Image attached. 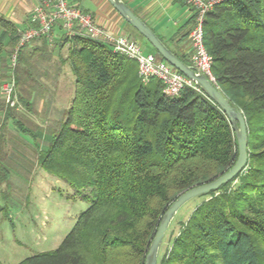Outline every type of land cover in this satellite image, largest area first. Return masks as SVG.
Masks as SVG:
<instances>
[{"label": "trees", "instance_id": "16d2710c", "mask_svg": "<svg viewBox=\"0 0 264 264\" xmlns=\"http://www.w3.org/2000/svg\"><path fill=\"white\" fill-rule=\"evenodd\" d=\"M18 37L0 16V58ZM64 41L69 47L61 63L73 74V95L36 155L46 172L78 190L89 187L91 195L57 249L18 264H144L173 201L235 164L233 128L202 92L187 87L167 97L159 81L142 82L137 67L108 45L83 36ZM204 44L215 86L244 117L247 164L200 196L157 264H264V0L215 4L204 21ZM22 50L9 71L14 92L32 81L30 56ZM0 61L3 69L6 59ZM12 110L7 107L8 116Z\"/></svg>", "mask_w": 264, "mask_h": 264}, {"label": "rangeland", "instance_id": "374dc122", "mask_svg": "<svg viewBox=\"0 0 264 264\" xmlns=\"http://www.w3.org/2000/svg\"><path fill=\"white\" fill-rule=\"evenodd\" d=\"M141 42L145 52L152 51L146 40ZM11 51L8 57L2 55L6 66L0 69V264H18L57 249L87 209L86 196L91 195L89 187L78 190L46 172L36 155V148L46 147L45 134L62 120L72 99L74 77L68 64L61 63L66 50L52 52L46 47L29 57L32 81L13 91V107L3 95L4 85L11 80ZM7 107L13 109L9 116ZM199 201L200 197L188 201L176 213L163 237L157 262L178 233L180 222Z\"/></svg>", "mask_w": 264, "mask_h": 264}, {"label": "built area", "instance_id": "2783aa9c", "mask_svg": "<svg viewBox=\"0 0 264 264\" xmlns=\"http://www.w3.org/2000/svg\"><path fill=\"white\" fill-rule=\"evenodd\" d=\"M182 1L193 10V24L189 33L192 49L191 64L193 68L201 72L215 85V79L211 72L212 59L204 44V21L214 5L222 0ZM30 22L31 26L19 34L10 56L9 67L11 71L16 66L17 56L22 48L37 39H46L51 42L53 29L59 25L64 37L83 36L102 42L108 45L114 54L134 61L141 81L146 83L150 79H156L161 83L162 92L167 97H177L187 87L201 92L195 84L158 55L145 52L136 41L98 25L91 14L84 12L68 0H42L33 8ZM13 87L14 81L11 75L10 82L3 87V95L12 107L15 104L13 97H11Z\"/></svg>", "mask_w": 264, "mask_h": 264}, {"label": "crops", "instance_id": "0c3cea01", "mask_svg": "<svg viewBox=\"0 0 264 264\" xmlns=\"http://www.w3.org/2000/svg\"><path fill=\"white\" fill-rule=\"evenodd\" d=\"M41 1L0 0V16L11 22L16 33L19 35L23 30L31 26V12ZM122 1L158 37L169 43L171 47L178 49L182 54L190 56L192 49L189 33L193 24V10L182 0ZM68 2L91 14L98 25L113 33L126 36L142 46L141 40H137L126 21L114 10L107 0H68ZM46 47L52 50V52L53 49L57 50L59 48V52L65 49L67 55L69 43L65 44L63 31L59 25H56L53 29L51 42L46 39L34 40L28 43L22 52L27 56H31L43 51ZM58 57L61 56L58 55Z\"/></svg>", "mask_w": 264, "mask_h": 264}, {"label": "water", "instance_id": "95a60500", "mask_svg": "<svg viewBox=\"0 0 264 264\" xmlns=\"http://www.w3.org/2000/svg\"><path fill=\"white\" fill-rule=\"evenodd\" d=\"M114 10L133 27L157 52V55L176 71L188 78L198 89L212 100L228 118L236 138L238 156L230 170L215 180L190 188L181 193L164 212L156 233L150 243L144 264H157L159 249L170 223L179 209L188 201L217 190L221 185L233 180L247 164L246 126L242 113L233 108L217 87L201 72L179 60L159 37L122 0H107Z\"/></svg>", "mask_w": 264, "mask_h": 264}]
</instances>
